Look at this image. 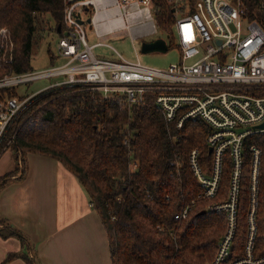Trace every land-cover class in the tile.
Masks as SVG:
<instances>
[{"label": "trees", "instance_id": "trees-1", "mask_svg": "<svg viewBox=\"0 0 264 264\" xmlns=\"http://www.w3.org/2000/svg\"><path fill=\"white\" fill-rule=\"evenodd\" d=\"M192 9V3L190 4ZM245 19L264 29V0H247ZM174 0H153V15L166 44L178 48L174 35L177 20ZM65 0H0V29L9 31L14 49L0 52V78L34 72L31 66L38 15H49L54 29L64 25ZM0 38V47H1ZM16 88L0 89V101L16 98ZM24 98V97H22ZM210 128L200 119L188 120L181 129L166 120L155 96L148 93L142 104L129 105L119 96L105 100L95 91L64 87L34 98L8 131L1 156L12 150L13 171L0 177V191L28 172L26 158L35 154L60 163L74 174L89 195L108 235L112 264H208L226 232L224 212L209 206L228 200L232 176L226 156L217 196L196 202L187 219L176 214L193 204L203 188L189 164L198 150L207 175L212 157L207 137ZM13 137L11 145H7ZM254 144L263 149L254 255L264 256V139L245 141L244 167L235 248L245 249L252 210L251 174ZM132 163L137 165L131 170ZM206 211L205 215H199ZM4 225V222H1ZM3 239L23 236L5 225ZM20 254H12L11 261ZM237 256V257H238Z\"/></svg>", "mask_w": 264, "mask_h": 264}, {"label": "built area", "instance_id": "built-area-1", "mask_svg": "<svg viewBox=\"0 0 264 264\" xmlns=\"http://www.w3.org/2000/svg\"><path fill=\"white\" fill-rule=\"evenodd\" d=\"M174 2L177 16L174 35L181 59L180 63L161 69L144 65L139 60H128L103 42L90 44L85 28H91L102 41L109 36L124 35L137 41L158 34L153 0H65L58 49L67 62L40 72L6 75L0 78V89L39 79H64L30 96L0 101V148L25 107L34 98L50 91L79 87L98 92L105 100L119 96L129 105L142 104L145 96L152 93L166 120L177 123L178 129L191 119H200L210 128L207 145L213 161L212 173H205L200 152H191L189 164L203 191L193 204L176 214V219H187L197 201L217 196L229 155L232 176L228 200L209 206L211 212L226 213L227 227L214 260L208 264H264V256L256 258L254 255L255 212L263 156V149L257 144L250 147L253 154L252 210L241 257L234 245L245 141L252 136L264 139V29L257 22L245 19L247 0ZM244 22L246 36L242 32ZM0 38V52H12L14 44L8 29H0ZM99 46L114 50L118 59L99 58L94 52ZM13 139L11 137L7 145H11ZM136 169L137 165L132 163L131 170Z\"/></svg>", "mask_w": 264, "mask_h": 264}, {"label": "crops", "instance_id": "crops-1", "mask_svg": "<svg viewBox=\"0 0 264 264\" xmlns=\"http://www.w3.org/2000/svg\"><path fill=\"white\" fill-rule=\"evenodd\" d=\"M28 156L25 178L0 191V231L9 225L25 242L0 236V264H112L108 235L76 176L55 160ZM15 165L13 155L0 177ZM12 254L20 255L7 261Z\"/></svg>", "mask_w": 264, "mask_h": 264}, {"label": "rangeland", "instance_id": "rangeland-1", "mask_svg": "<svg viewBox=\"0 0 264 264\" xmlns=\"http://www.w3.org/2000/svg\"><path fill=\"white\" fill-rule=\"evenodd\" d=\"M37 18H38L37 19L38 28L36 32V40H35L36 42L33 48V55L31 60V66L33 71L40 72L51 69L53 67H60L64 65L67 62V59L61 56L58 49L59 41L61 39L60 33L54 29V24L51 21L49 15H38ZM85 28H86L87 39L90 44L103 42L114 48L116 51H118L128 60L131 61L139 60L144 65L157 67L161 69H167L173 64L180 63L181 54L179 52V49H177L176 47H171V49L168 50L167 52L145 53L142 51V44L144 42L152 43L159 39L166 40L167 37L163 35L161 32H158V34L148 36L143 40H137V41H133L129 36H125V35L118 37L109 36L102 41L96 38L91 28L87 26ZM242 32H243V36H246L248 33L247 26H245V22ZM175 38L177 40L176 36ZM8 46L9 48H11L10 45ZM8 46H5V49H7ZM94 52L99 58L102 57L110 60L118 59L114 50L106 46H99L94 50ZM63 79L64 77L39 79L32 81L30 83L17 85L15 88L17 90L18 97L20 98L27 97ZM12 157H13L12 150H9L2 156L0 162L1 174L10 167ZM28 157L26 158V161L29 167ZM98 255L101 256V254ZM108 260H110L109 252H108Z\"/></svg>", "mask_w": 264, "mask_h": 264}, {"label": "water", "instance_id": "water-1", "mask_svg": "<svg viewBox=\"0 0 264 264\" xmlns=\"http://www.w3.org/2000/svg\"><path fill=\"white\" fill-rule=\"evenodd\" d=\"M169 50L168 45L164 40H157L152 43H143L142 44V51L145 53H150V52H167ZM211 152V151H210ZM206 211H203L199 215H205Z\"/></svg>", "mask_w": 264, "mask_h": 264}]
</instances>
